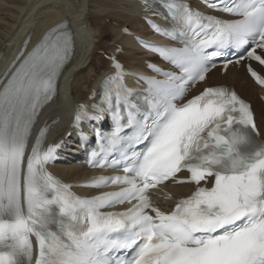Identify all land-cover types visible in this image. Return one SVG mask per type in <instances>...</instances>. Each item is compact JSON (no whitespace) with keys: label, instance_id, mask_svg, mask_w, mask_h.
<instances>
[{"label":"snow or ice","instance_id":"1","mask_svg":"<svg viewBox=\"0 0 264 264\" xmlns=\"http://www.w3.org/2000/svg\"><path fill=\"white\" fill-rule=\"evenodd\" d=\"M143 2L171 25L150 21L152 29L179 46L138 42L175 70L138 76L147 87L137 93L112 57L114 73L94 93L100 102L79 105L73 125L110 122L94 130L100 148L89 162L122 175L64 182L49 169L65 142H47V122L33 137L74 55L68 21L0 78V264H264V128L234 89L207 85L217 59L225 71L242 61L264 66V0H203L228 18L182 0ZM247 71L264 86L251 64ZM168 184L195 190L178 199L164 192L174 204L166 210ZM79 187L117 190L80 196ZM119 205L127 207L111 210Z\"/></svg>","mask_w":264,"mask_h":264},{"label":"bare ground","instance_id":"2","mask_svg":"<svg viewBox=\"0 0 264 264\" xmlns=\"http://www.w3.org/2000/svg\"><path fill=\"white\" fill-rule=\"evenodd\" d=\"M65 18L74 28L76 50L62 77L59 95L42 113L43 119L60 118L52 128L50 140L65 136L75 103L87 99L104 74L112 71L110 62L99 57L101 49L110 54L122 45L119 58L127 67L137 70H144L145 60L152 58L135 43L132 36L122 32L124 26L130 25L138 34H150L141 18L137 0H0V69L10 56L20 50L28 33L33 34L31 48L49 27ZM108 19L111 25H107ZM110 35L112 37L108 39ZM219 84L234 85L252 101L258 123L264 128V105L258 97L264 89L238 67H230L226 74L218 70L211 72L207 85ZM52 168L66 180H76L93 173L76 163H58ZM168 187L177 196L190 194L193 189L189 184ZM167 204L173 203L169 201Z\"/></svg>","mask_w":264,"mask_h":264},{"label":"rangeland","instance_id":"3","mask_svg":"<svg viewBox=\"0 0 264 264\" xmlns=\"http://www.w3.org/2000/svg\"><path fill=\"white\" fill-rule=\"evenodd\" d=\"M106 23H107V25H109V24L111 23V22H110V19H108ZM111 24H112V23H111ZM111 24H110V25H111ZM108 37H110V38H108V39H111L112 36L110 35V36H108ZM101 50H102V49H101ZM103 51H106V49H103ZM101 52H102V51H101ZM101 52L98 53L99 57L102 58L103 60L107 61V60L105 59V57L102 55Z\"/></svg>","mask_w":264,"mask_h":264}]
</instances>
